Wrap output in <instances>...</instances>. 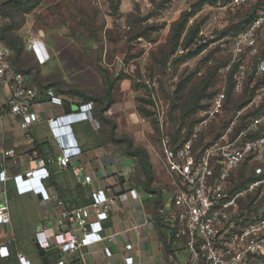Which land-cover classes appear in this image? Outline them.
Listing matches in <instances>:
<instances>
[{"label":"built area","instance_id":"built-area-1","mask_svg":"<svg viewBox=\"0 0 264 264\" xmlns=\"http://www.w3.org/2000/svg\"><path fill=\"white\" fill-rule=\"evenodd\" d=\"M228 4L256 8L257 15L226 46L223 76L215 86L211 102L197 113L186 137L176 142L164 134L158 143L160 161L169 180L161 187L156 214L169 238L180 245L182 264H245L249 257H264V0H234ZM3 21L0 12V28ZM36 43L35 39L31 41L29 48ZM185 51L187 48L182 50ZM13 52L0 33V88L5 93L1 111L17 117L21 129L34 144L33 127L42 120L43 95L61 107L66 99L52 88L41 92L28 84L26 75L11 64ZM231 79L234 91L248 96L237 109L228 106ZM69 104H76V110L47 120L59 144L63 167L72 166V158L82 154L72 126L95 118L93 102ZM34 158L35 168L14 176L17 192H32L41 195L44 201L59 202L60 194L49 191L44 184L51 175L49 165L55 157L36 153ZM245 162H249L257 178L245 190H237L234 178ZM72 169L79 178L84 174L83 166ZM8 178L6 171L1 170L0 179ZM85 179L92 182L90 175H85ZM130 195L133 199L140 198L136 189H130ZM250 196L252 201L247 208L243 201ZM0 198L1 230L11 222V214L5 196ZM92 198L90 206L63 210L62 218L69 230L44 228L37 231L36 243L45 250L56 248L66 255L83 246L106 242L102 248L104 255L114 257L109 243L114 242L117 234L102 232L118 197L97 189ZM91 213H94L92 220ZM137 213L145 215L142 205L137 207ZM140 225L143 223L136 228ZM134 247L133 243H126L125 256L113 264H141L132 254ZM19 259L22 264H31L21 254ZM82 259L83 264H90L84 256ZM66 263L64 258L58 261Z\"/></svg>","mask_w":264,"mask_h":264},{"label":"rangeland","instance_id":"rangeland-1","mask_svg":"<svg viewBox=\"0 0 264 264\" xmlns=\"http://www.w3.org/2000/svg\"><path fill=\"white\" fill-rule=\"evenodd\" d=\"M232 1L2 0L1 32L14 51L12 65L31 86L41 92L50 87L99 97L96 121L105 134L111 133L120 145L132 140L134 146L153 151L164 134L176 142L186 137L201 109L185 123L175 106L189 94L198 97L205 80L211 82V96L202 99L203 107L211 102L212 88L223 76L226 46L252 14L242 5L229 6ZM7 26L12 28L5 31ZM11 33L24 45L21 54L8 38ZM34 39L36 45L29 48ZM185 47L195 52L185 54ZM228 94L233 109L248 98L234 91L232 79ZM110 98L114 103L106 108ZM4 102L0 88V118ZM153 165L158 189L167 178L161 161ZM241 174L237 190H245L254 177L250 170ZM133 175L141 180L144 173ZM251 201L252 196L243 202L248 208ZM21 204L31 205L23 199L8 201L10 214L19 213ZM34 251L38 254L36 247ZM248 264H264V259Z\"/></svg>","mask_w":264,"mask_h":264},{"label":"crops","instance_id":"crops-1","mask_svg":"<svg viewBox=\"0 0 264 264\" xmlns=\"http://www.w3.org/2000/svg\"><path fill=\"white\" fill-rule=\"evenodd\" d=\"M27 83L30 84L28 81ZM57 93L63 95L68 104L71 101L76 103L83 101L76 94ZM42 100L44 101L40 108L42 120L33 127L36 139L34 144L21 129L18 118L1 111L3 116L0 118V171L5 170L9 178L6 181L0 179L2 190L0 197L4 195L7 201L28 200L31 205L21 204L20 212H15L14 216L11 214V222L2 226L0 264H22L20 254L30 260L31 264H58L63 258L66 264H83L82 256L90 264H113L125 256L124 245L128 242L135 245L132 254L141 264H182L183 258L178 254L180 245L169 238L161 218L156 214V202L160 193L159 188L154 185L157 181L154 180L149 189L145 185V176L140 180L133 175L140 170L136 158L128 154L126 145H120L111 133L105 134L96 121L98 117L96 115L93 120L81 121L72 126V132L82 149V154L73 157L71 164L84 167V174L80 178L77 177L72 166L61 165V150L47 121L50 117L63 115L66 113L65 109L49 102L45 95ZM89 101L96 106L95 101ZM71 109L76 110V104H71ZM158 147H154L153 151L143 147L149 153L152 164L160 162ZM8 151H12L11 154H6ZM36 153L45 157H55L54 163L49 165L51 175L44 184L49 191L60 194L59 202L44 201L41 195L32 192L25 194L17 192L14 176L24 174L37 166L34 158ZM155 168L153 165L156 174ZM249 170L252 171V168L244 169L245 172ZM85 175L92 177L91 183L86 181ZM240 177L239 172L234 178L235 181H239ZM166 178L168 181L167 174ZM97 189L113 192L118 197L117 205L104 221L102 232L117 234L111 246L115 253L114 257L104 255L102 248L106 242L83 246L78 251L66 255H62L56 248H51L46 250V260L35 253L37 231L44 228H53L56 231L69 230L70 227L62 218L63 210L90 206L93 202L92 193ZM130 189H136L140 198L133 199ZM140 205L145 209V215H138L137 207ZM89 217L91 220L94 219V213ZM140 223L143 225L136 228ZM78 234L81 237V233Z\"/></svg>","mask_w":264,"mask_h":264},{"label":"trees","instance_id":"trees-1","mask_svg":"<svg viewBox=\"0 0 264 264\" xmlns=\"http://www.w3.org/2000/svg\"><path fill=\"white\" fill-rule=\"evenodd\" d=\"M246 9H248V10H250L251 12H252V14L250 15V17H249V19H248V21L246 22V25H244V27H241L240 29V31L239 32H241L244 28H246V26L256 17V15H257V13H256V8H253V7H251V8H246ZM0 12H1V14L3 15V17H4V14L5 13H3L2 12V10L0 9ZM2 27V26H1ZM10 28H12V26H7L6 27V29H5V31H8V29H10ZM238 32V33H239ZM0 33H1V38L4 40V42L6 43V41H5V38L7 37L5 34H3L2 32H1V28H0ZM237 33V34H238ZM236 34V35H237ZM235 35V36H236ZM234 36V37H235ZM8 38H10L11 39V41L13 42V46L16 48V50H17V53L18 54H21L22 52H23V50H24V45H23V43H22V41H21V39L20 38H18L17 36H15L14 35V33L12 34H10L9 36H8ZM7 44V43H6ZM8 45V44H7ZM12 48V47H11ZM185 48H187V51H185L184 53L185 54H191V53H193V52H195V50L194 49H192V50H190V48L189 47H185ZM12 58V57H11ZM225 61H223V64H222V66H224L225 65ZM12 64V63H11ZM13 67H15L14 65H13ZM16 69H18L17 67H15ZM18 70H20V69H18ZM21 71V70H20ZM21 72H23V71H21ZM24 73V72H23ZM25 74V73H24ZM205 83H204V86H203V91L202 92H200L199 94H198V97H191V95L189 94L187 97H183L182 99H181V103L178 105V106H175V108H180V113H181V115H180V118H182V120H186V118L188 117V116H190L191 114H193V113H195V112H197L198 111V109H202V107H203V104H202V99L203 98H207V97H210L211 96V93L209 92V93H207V88L209 87V86H211V82L210 81H204ZM50 87H47L45 90H43V92L44 91H46L47 89H49ZM54 89V88H53ZM110 90V89H109ZM108 90V91H109ZM55 91H57V92H60V91H58L57 89H55ZM214 92H215V87H213L212 88V96H213V94H214ZM69 94H76V95H79L82 99H83V101H89V100H93V101H95L96 103H99L98 101H100L101 99L99 98V97H97V96H95V95H91V94H88V93H84V92H78V91H75V92H69ZM107 95H109V97H112V94L110 93V91L107 93ZM113 103H114V100H113V98H110V100H109V102H108V104L106 105V108H110L112 105H113ZM230 104H228V106H229ZM204 107H205V105H204ZM203 107V108H204ZM95 115L96 116H98V113H97V107L95 106ZM196 120V119H195ZM194 120V121H195ZM184 123V122H183ZM185 123H186V121H185ZM184 123V124H185ZM194 123V122H193ZM126 145V151H127V153L128 154H130L131 156H134L135 158H136V162H137V164L140 166V170L144 173V176H145V185H146V187L147 188H149L150 189V186H151V184L153 183V181L155 180V173H154V170H153V164H152V162H151V160H150V157H149V153L147 152V150L145 149V148H143V147H136V146H134V144H133V142H132V140H128L127 141V143L125 144ZM247 167H250V165H249V162H245L244 164H243V166L241 167V169L239 170V172H240V175H241V177H240V180L239 181H243V180H241L244 176L241 174V173H246L245 171H244V169H246ZM250 168H252V167H250ZM139 170V172H141ZM249 175V174H248ZM250 175H252V176H254V177H252V179H250V181L251 180H255L256 178H257V176H255V174H254V172L253 171H250ZM237 188V187H236ZM161 188H159V199H157V202H156V209H157V207H158V205H159V203H160V198H161ZM255 258H263L264 259V257H249L248 259H247V261H246V263L245 264H248V263H250V260H252V259H255Z\"/></svg>","mask_w":264,"mask_h":264},{"label":"water","instance_id":"water-1","mask_svg":"<svg viewBox=\"0 0 264 264\" xmlns=\"http://www.w3.org/2000/svg\"><path fill=\"white\" fill-rule=\"evenodd\" d=\"M135 20H136V17H134L133 19H131V21L129 22V25L132 26V25L134 24ZM85 41H87V39H85ZM64 109H65V112H66V113H69V112H71V110H72L70 104H68V103H65V104H64ZM37 249H38V254H39L44 260H46V250L43 249V248H41L38 244H37Z\"/></svg>","mask_w":264,"mask_h":264}]
</instances>
